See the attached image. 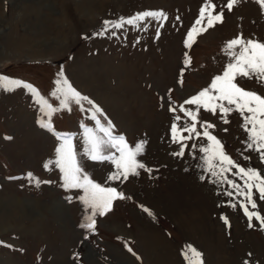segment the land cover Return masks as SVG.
I'll use <instances>...</instances> for the list:
<instances>
[{
	"label": "rangeland",
	"instance_id": "374dc122",
	"mask_svg": "<svg viewBox=\"0 0 264 264\" xmlns=\"http://www.w3.org/2000/svg\"><path fill=\"white\" fill-rule=\"evenodd\" d=\"M212 2L218 6L217 12L227 4V0ZM204 3L0 0V75L31 83L58 107L59 101L50 93L56 74L63 69L72 85L111 120L114 134L124 135L129 146L146 142L138 158L153 169L151 173L141 170L123 182H108L106 186L116 187L129 199L114 201L110 212L98 216L95 232L81 228L89 215L76 199L82 192L66 191L60 186L59 169L43 166L55 160L60 141L37 123L42 116L39 105L24 89L0 90V241L12 245H0V264H187L182 255L186 244L203 254V264H264V230L255 219L250 228L243 210L230 206V201L242 198L229 197L228 184L213 183L217 178L205 170L201 159L203 139L187 141L184 156L172 155L180 150L172 142L174 117L181 116V124L186 119L179 106L222 74L229 62L224 51L227 41L242 34L264 42V10L257 0H241L231 11L224 8L222 23L196 36L192 46L186 47L187 32ZM145 10L167 13L163 27L161 22L148 20L140 27L116 29V36L111 35V28L103 36L94 35L105 20L116 21ZM185 53L190 58L187 67ZM237 82L264 95V84L255 79ZM71 107L70 112L54 114L52 123L56 132L73 134L75 150L82 153L81 125L95 127V122L88 111L74 104ZM84 107L89 106L85 103ZM199 116L215 125L210 131L242 166L264 169L257 153L244 150L246 133L238 112L229 114L228 124L219 114L203 109ZM197 128L201 130L199 125ZM242 151L250 159H244ZM82 162L101 184L114 171L109 162ZM28 172L51 183H29ZM228 178L241 183L239 177L229 174ZM67 196L73 197L71 203ZM257 205L264 215V201L257 198ZM142 206L154 215H148ZM222 217H227L230 227Z\"/></svg>",
	"mask_w": 264,
	"mask_h": 264
},
{
	"label": "snow or ice",
	"instance_id": "6c2138e0",
	"mask_svg": "<svg viewBox=\"0 0 264 264\" xmlns=\"http://www.w3.org/2000/svg\"><path fill=\"white\" fill-rule=\"evenodd\" d=\"M240 2L241 0H227V4L220 7L217 12L218 6L212 0H205L204 5L199 10V17L187 32L184 40L185 46L190 48L195 42L196 36L213 28L217 23H222L224 8L231 11ZM257 3L264 10V0H257ZM167 19L168 15L163 10H145L129 17H119L116 21L105 20L101 31L94 33V35L103 36L111 28V35L116 36V29H123L125 25L140 27L141 22L148 20L161 22L160 26L163 27V21ZM158 36L159 29H157ZM224 51L229 62L222 74L214 76L208 87L185 100L179 106V110L184 113L186 119L181 124L178 122L182 120V117L179 115L174 117L170 131L172 142L179 144L180 150L172 153V155L184 156L185 148L188 146L186 142L193 138H202L204 143L200 147V152L203 153L201 159L204 162L205 170L212 177L217 178L213 183L228 184L231 191H228L227 195L233 197L235 194L242 198L235 202L230 201V206L233 208L240 207L243 210L244 215L248 218L250 228L253 227L252 221L255 219L259 221L261 229L264 230V215H262L261 210H258L257 205V198L264 201V169L242 166L225 151L224 143L210 131V129H215V125L203 121L199 116L201 109H203L213 115L219 114L220 120L224 124H228L230 122L229 114L238 112L243 121L240 127L246 133V139L243 141L244 150L257 153L261 163H264V95H260L256 91L246 90L237 82L238 80L255 79L264 84V42L246 39L241 34L227 41ZM189 64L190 58L185 53L184 65L187 67ZM182 75L183 69L181 70ZM17 89H24L31 94L42 113L37 123L41 128L52 132L60 141L55 149V160L45 162L44 168L51 170V167L54 166L59 169L63 181L60 186L66 191L75 189L82 192L76 199L86 206L89 215L86 216L85 222L80 227L95 232L98 216H104L110 212L114 201L129 199L124 192L118 191L116 187L106 186L107 183L126 181L130 176H138L141 170H146L149 173L153 171L138 158L144 153L146 142H137L133 147L129 146L124 135L114 134L115 126L111 120L104 116L99 105L72 85L63 69L56 74L55 87L50 93L59 101L58 107L49 103L48 99L41 95L31 83L0 75V90L14 92ZM85 103L89 106L87 109L84 107ZM73 104L79 106L81 111H88L90 119L95 122V127L81 125L84 128V150L82 153H77L75 150L73 134L56 132L52 123L54 114L62 110L70 112ZM185 105L194 106V109L186 108ZM169 110L176 112V109L171 106H169ZM100 117H104L106 123L102 122ZM197 125L201 130H198ZM224 131L226 132L227 128ZM185 132L187 135L183 134ZM4 138L6 140L12 139L11 136ZM196 147L197 145L193 143L192 148L195 149ZM112 149H115V152ZM116 152L119 155H116ZM241 156L244 159H250V156H245L243 151ZM84 159L100 163L109 162L114 165V171L107 176L105 184L98 183L89 175L82 162ZM229 174L233 177H239L241 183L229 179ZM25 176L29 183H35L37 186L41 183H51V181H41L32 172L26 173ZM8 179L15 180L21 179V177H8ZM201 179L204 177L202 176ZM66 199L71 203L73 197L67 196ZM143 210L150 216L154 215L146 207H143ZM222 219L230 227L227 217H222ZM85 238L87 239V236ZM0 245L12 247V245L4 244L3 241H0ZM128 251L132 252V249L129 247ZM133 254L135 255V253ZM182 255L187 264H203V254L191 244L185 245ZM75 258H79L78 253L75 254ZM244 264H249V262L245 261Z\"/></svg>",
	"mask_w": 264,
	"mask_h": 264
},
{
	"label": "bare ground",
	"instance_id": "6f19581e",
	"mask_svg": "<svg viewBox=\"0 0 264 264\" xmlns=\"http://www.w3.org/2000/svg\"><path fill=\"white\" fill-rule=\"evenodd\" d=\"M29 2V1H28ZM29 26H31V25H29ZM1 205V204H0ZM6 205V204H5ZM7 211V210H6Z\"/></svg>",
	"mask_w": 264,
	"mask_h": 264
}]
</instances>
